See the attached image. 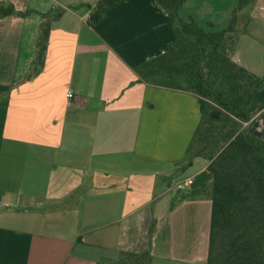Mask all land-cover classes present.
<instances>
[{"label": "crops", "instance_id": "1", "mask_svg": "<svg viewBox=\"0 0 264 264\" xmlns=\"http://www.w3.org/2000/svg\"><path fill=\"white\" fill-rule=\"evenodd\" d=\"M99 1L0 0L22 14L0 18V264H208L213 175L188 153L198 97L136 72L168 52L170 18L130 0L92 26ZM238 6L187 0L181 15L226 29L236 12L232 58L264 77V0ZM249 133L264 141V89Z\"/></svg>", "mask_w": 264, "mask_h": 264}, {"label": "trees", "instance_id": "2", "mask_svg": "<svg viewBox=\"0 0 264 264\" xmlns=\"http://www.w3.org/2000/svg\"><path fill=\"white\" fill-rule=\"evenodd\" d=\"M130 0H100L90 16L96 26L112 8ZM187 0H156L168 14L175 40L166 54L136 69L143 82L198 97L201 122L188 153L204 157L213 175L208 264H264V141L249 133L253 108L264 89L258 77L232 58L236 12L226 29L185 20ZM256 0H239L242 10ZM18 13L0 4V18ZM44 27L38 59L49 39ZM197 192L183 199L195 198ZM148 255L127 254L119 264H146Z\"/></svg>", "mask_w": 264, "mask_h": 264}, {"label": "rangeland", "instance_id": "3", "mask_svg": "<svg viewBox=\"0 0 264 264\" xmlns=\"http://www.w3.org/2000/svg\"><path fill=\"white\" fill-rule=\"evenodd\" d=\"M216 22H218L220 25H218V28L219 29H223L225 26H226V21H224V19H220V18H217L215 19ZM229 24V23H228ZM227 24V26H228ZM33 213V212H32ZM43 211H42V215H43Z\"/></svg>", "mask_w": 264, "mask_h": 264}, {"label": "built area", "instance_id": "4", "mask_svg": "<svg viewBox=\"0 0 264 264\" xmlns=\"http://www.w3.org/2000/svg\"><path fill=\"white\" fill-rule=\"evenodd\" d=\"M67 97H68V99H72V98H74V95L72 93H70V94H68ZM185 184H187L188 186H191L193 184V181L192 180H187L185 182Z\"/></svg>", "mask_w": 264, "mask_h": 264}]
</instances>
